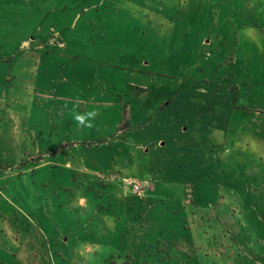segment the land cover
Wrapping results in <instances>:
<instances>
[{
  "label": "rangeland",
  "instance_id": "rangeland-1",
  "mask_svg": "<svg viewBox=\"0 0 264 264\" xmlns=\"http://www.w3.org/2000/svg\"><path fill=\"white\" fill-rule=\"evenodd\" d=\"M0 264H264V0H0Z\"/></svg>",
  "mask_w": 264,
  "mask_h": 264
},
{
  "label": "built area",
  "instance_id": "built-area-1",
  "mask_svg": "<svg viewBox=\"0 0 264 264\" xmlns=\"http://www.w3.org/2000/svg\"><path fill=\"white\" fill-rule=\"evenodd\" d=\"M117 179H121L123 186L126 188L127 187L130 188L131 192H133L134 195H142L145 191V187H144L145 185L139 181L131 180L126 177H120L115 173L110 175L109 180H117Z\"/></svg>",
  "mask_w": 264,
  "mask_h": 264
},
{
  "label": "clouds",
  "instance_id": "clouds-1",
  "mask_svg": "<svg viewBox=\"0 0 264 264\" xmlns=\"http://www.w3.org/2000/svg\"><path fill=\"white\" fill-rule=\"evenodd\" d=\"M97 115L96 112H89L85 115H76L75 116V120L78 122L79 125H83L87 128H91L93 125L91 123V120L95 118V116ZM86 120L88 121L86 123Z\"/></svg>",
  "mask_w": 264,
  "mask_h": 264
}]
</instances>
